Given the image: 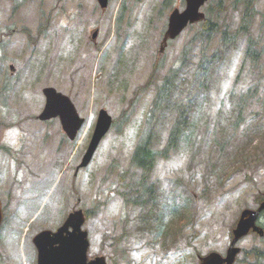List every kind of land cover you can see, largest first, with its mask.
Listing matches in <instances>:
<instances>
[{
	"label": "rangeland",
	"instance_id": "rangeland-1",
	"mask_svg": "<svg viewBox=\"0 0 264 264\" xmlns=\"http://www.w3.org/2000/svg\"><path fill=\"white\" fill-rule=\"evenodd\" d=\"M164 1L109 0L102 9L98 0H0V166L10 169L16 160L25 167L2 234V264H37L34 236L55 231L75 209L87 214L89 260L201 264L210 253L225 256L242 211L258 208L264 196V0L254 2L247 32L240 29L243 1L211 0L219 25L212 41H192L199 30L193 26L165 45L168 17L185 3L168 0L162 9ZM250 39L255 60L246 58ZM218 51L223 56L203 76L201 59ZM173 68L172 105L192 104V134L144 176L132 166L133 151L156 88ZM49 86L68 95L86 119L73 142L59 120L38 119ZM241 96L242 123L241 115H230ZM101 109L115 125L91 164L77 171ZM171 109L155 113L160 149L177 121ZM149 187L153 201L143 196L146 203H135ZM175 205L187 216L183 226L171 214ZM237 247L234 264H250L256 249L264 250V238L250 234Z\"/></svg>",
	"mask_w": 264,
	"mask_h": 264
},
{
	"label": "water",
	"instance_id": "water-1",
	"mask_svg": "<svg viewBox=\"0 0 264 264\" xmlns=\"http://www.w3.org/2000/svg\"><path fill=\"white\" fill-rule=\"evenodd\" d=\"M206 1L187 0V9L183 13L176 10L170 17L169 30L166 37L175 38L189 22L200 21L203 15L199 13V8ZM99 3L104 8L107 6L108 0H99ZM44 94L47 97V104L40 119L48 120L59 116L64 130L71 139H74L84 120L79 118L70 98L58 93L53 88H46ZM111 124L112 118L105 110H102L93 139L81 167H85L90 163L100 141L109 131ZM263 210L264 203L256 211L245 210L234 230L235 238L227 257L223 258L218 253H211L206 257H201L202 264H233L236 255L240 251L239 248H235V244L241 237L248 234L251 229L260 235L264 234V231L256 226L258 215ZM1 221L2 211L0 205V223ZM84 222L85 217L80 210L70 214L63 226L56 232L44 231L37 235L34 243L39 251L38 264H107L104 257H97L94 260L88 261L89 240L88 233L82 229Z\"/></svg>",
	"mask_w": 264,
	"mask_h": 264
},
{
	"label": "trees",
	"instance_id": "trees-1",
	"mask_svg": "<svg viewBox=\"0 0 264 264\" xmlns=\"http://www.w3.org/2000/svg\"><path fill=\"white\" fill-rule=\"evenodd\" d=\"M253 0H246V9L248 10L249 6L252 5ZM249 14L244 13L242 24L240 26L241 30H244V27L248 25L249 22L247 21ZM217 31V24L214 23L211 19H206L201 25L198 32L193 37L192 41H211L214 33ZM226 34V33H225ZM228 39V37H227ZM224 39L225 41L227 40ZM186 53V52H185ZM255 55L251 52L250 49H248V57H254ZM220 58L219 54H213L210 57H207L206 60L208 61L207 67L213 66V64L217 63L218 59ZM172 76L164 80L163 84L158 88L157 95L154 99L153 106L151 107L149 117H148V123L147 127L134 151L133 158H132V166L141 170L142 172H150L155 162L158 158V156H166L169 152L172 150H175L179 144L180 139L183 137V135H188L186 137L187 140L190 139V136L192 134V129L190 127V121H191V109L190 105H182L179 103H176L172 105V99H171V87H172ZM244 97L241 98V100ZM172 108V112H174L177 117V121L174 124V127L172 128L170 135L167 139V143L163 148H159L160 145L158 144V139L156 137V129H157V119L155 116L156 111L164 110V109H170ZM242 113V111H241ZM240 113V114H241ZM240 114L236 115L237 118H239ZM233 115V113H232ZM231 115V116H232ZM123 120V119H121ZM188 129V134L186 133V130ZM264 199V198H262ZM262 201V200H259ZM141 204H144L145 201L139 202ZM180 216V219L182 220V224L185 222V215L182 213ZM255 260L254 262L250 264H264V251L256 250L255 251Z\"/></svg>",
	"mask_w": 264,
	"mask_h": 264
},
{
	"label": "flooded vegetation",
	"instance_id": "flooded-vegetation-1",
	"mask_svg": "<svg viewBox=\"0 0 264 264\" xmlns=\"http://www.w3.org/2000/svg\"><path fill=\"white\" fill-rule=\"evenodd\" d=\"M24 168L23 165L18 166V163L10 169L2 165L0 166V200L5 216L9 211L8 207L17 202V196L24 182ZM1 241L2 236H0V264L7 261V252L4 253L6 246Z\"/></svg>",
	"mask_w": 264,
	"mask_h": 264
}]
</instances>
